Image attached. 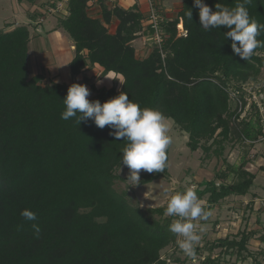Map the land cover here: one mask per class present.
I'll use <instances>...</instances> for the list:
<instances>
[{
	"label": "trees",
	"instance_id": "1",
	"mask_svg": "<svg viewBox=\"0 0 264 264\" xmlns=\"http://www.w3.org/2000/svg\"><path fill=\"white\" fill-rule=\"evenodd\" d=\"M182 1L177 16H166L161 24L162 46L148 44L150 52L143 58L134 42L151 32L144 30L147 13L138 5L125 8L99 0L93 13L89 0H68L67 15H58V26L74 43L73 76L98 65L104 76L123 77L122 84L115 80L109 89L84 78L79 84L95 92L90 101L104 103L126 92L141 108H157L173 120L189 136L193 152L202 149L220 159L226 142L235 139L246 148L239 165L224 159L225 170L215 180L198 184L197 196L208 195L212 208L228 197L248 195L254 185L255 176L246 168L253 160L247 147L264 136L261 114L254 107L251 118L240 120L229 91L260 83L264 48L248 61L241 59L233 53L231 38L225 40L227 28L204 30L193 0ZM204 2L215 11L216 4L234 7L236 0ZM246 7L264 23V0H251ZM190 9L192 21L185 16ZM180 23L187 36H179ZM30 41L26 25L0 30V264H167L162 253L178 246V237L169 231L177 217L166 216V206L134 205L126 191L116 190L118 181H126L118 175L126 142L92 120L78 125L75 118L61 119L70 85H43L44 75L32 74ZM166 176L168 164L164 172L140 175L139 185ZM25 209L35 212L37 220L26 221L21 215ZM32 223L41 229L39 238ZM256 233L243 230L215 240L205 247L209 255L200 264H221L223 255L237 254L241 264L257 259L248 250ZM216 248L222 253L214 258Z\"/></svg>",
	"mask_w": 264,
	"mask_h": 264
},
{
	"label": "clouds",
	"instance_id": "2",
	"mask_svg": "<svg viewBox=\"0 0 264 264\" xmlns=\"http://www.w3.org/2000/svg\"><path fill=\"white\" fill-rule=\"evenodd\" d=\"M198 9L199 23L204 30L227 28L225 40L231 38L233 53L241 59L250 60L258 48H264V23L250 16L246 7L251 0H236L235 6L215 5V11L204 0H193ZM192 21L191 9L185 13ZM238 42V43H237ZM101 83V81H97ZM121 83V82H120ZM122 84V83H121ZM90 89L79 83H73L63 99L65 110L61 119L67 121L75 118V123H87L92 120L101 129L105 126L114 131L109 134L117 140L123 138L125 147L121 163L129 169L127 180L129 186L141 183L140 172H164L167 167V151L172 144L167 118L157 108H141L138 102L130 100L126 92L101 103L90 101ZM21 215L26 221H36V213L25 209ZM166 216L177 217L170 225L169 231L175 234L179 249L187 256L195 255V246L201 240L197 220H207L211 212L197 196L193 187L177 192L170 197L165 209ZM34 235L39 238L41 229L38 223H32Z\"/></svg>",
	"mask_w": 264,
	"mask_h": 264
},
{
	"label": "rangeland",
	"instance_id": "3",
	"mask_svg": "<svg viewBox=\"0 0 264 264\" xmlns=\"http://www.w3.org/2000/svg\"><path fill=\"white\" fill-rule=\"evenodd\" d=\"M17 1L18 0H7L6 2L8 3L10 9H8L9 12L7 10L5 11V15L8 16L10 27L12 28L16 27L17 23L20 25L27 24L25 13L22 11L24 10L23 4H18ZM182 2V0H161L160 7H165L166 13L170 14L166 15L171 17V15H177L178 11L181 10ZM15 4H17L16 7H19V11L16 10ZM42 5L45 7L46 3H43ZM96 8V4L91 7L93 13L96 12ZM46 10L47 8L45 9V11ZM59 14L60 13L57 12L55 14L51 13L50 16L58 17ZM109 28L111 32H115L116 25L112 24ZM0 30L7 31L5 30V28H0ZM134 45L138 46V57L143 58L150 52V49H148L149 47L147 46L148 44L145 45V42L142 41L141 38H138V40L134 42ZM145 47L147 48V51L146 49H144ZM47 66H49L48 70L52 71V73L50 72L51 74H56L58 72L59 65L58 67L52 65ZM36 67L37 66H35V68ZM38 69L39 68L37 67L36 70L38 71ZM95 77L98 76H94L92 81L95 82V85L97 87H100L101 83L98 84L96 81V79L98 78ZM260 78L264 79V68L262 69ZM98 80H100V78ZM251 82L255 85H258V82ZM42 84L45 85L48 83L43 82ZM90 95L94 96L95 92L90 91ZM252 116L253 114H251L247 118H251ZM166 122L169 126V135L172 138V144L167 151L168 176L159 178L154 182L143 186H140L139 184L136 186H129L128 181H118L115 185V188L118 192L126 191L130 201L134 205H139L144 209L167 206L168 200L175 193L183 192L187 188L193 186L194 190H197L198 184L215 180L217 172L221 171L222 169L225 170L224 159L230 164L239 165L243 158L244 153L242 146H240L238 141L234 142L236 139L226 142L224 154L220 159L216 156H212V152L208 156L202 149L193 152L188 147L189 136L186 133L180 131L175 126L173 120L167 119ZM249 152V155L252 158L256 154L253 149H249ZM255 161L258 160L256 159ZM252 164L256 167V164ZM247 170L253 171V168L249 167V169ZM260 170L263 171V169ZM147 173L148 172L141 170L140 175ZM118 175L120 177L126 178L127 180L129 169L126 166H123L118 170ZM257 182L258 183H255H260L259 178ZM262 184H264V182H262ZM203 189L204 188H201V190ZM249 195V197L246 196L244 202H249L251 200L252 192H250ZM253 195L256 197L255 194ZM207 199L208 195H206L202 199V201L204 202V206L206 207L208 206ZM241 199L242 198L239 197H235V199L234 197H230L229 199H227V201L229 202L224 204L225 207L222 209L221 213H218V211L215 212V209L213 210L214 212L212 213V220L209 222L205 220L195 221V223L198 225V231L201 236V240L195 246V249L201 248L200 252L198 251V254L195 253L194 256H187L181 249H179L178 246L169 247L162 253L163 259L167 261V264H200V261L203 260L205 256L209 255V251L205 249L208 244L212 242L214 243L215 240H218L219 238H231L232 236L243 230L257 231L256 235L252 237V239L248 243L249 252L257 255V259L253 257L249 258L244 262V264H256L258 260L264 264V242L261 241V237L264 236V211L261 212L260 218H257L256 211H254L253 208H250V206L246 208L243 205V201H241ZM209 209L212 208L209 206ZM257 219H259V222ZM221 253L222 249L216 248L213 251V257H218L221 255ZM177 260H180V262L182 263H178ZM241 263L242 262L238 259L237 254L233 256H222L221 264Z\"/></svg>",
	"mask_w": 264,
	"mask_h": 264
},
{
	"label": "crops",
	"instance_id": "4",
	"mask_svg": "<svg viewBox=\"0 0 264 264\" xmlns=\"http://www.w3.org/2000/svg\"><path fill=\"white\" fill-rule=\"evenodd\" d=\"M6 2L7 0H0V28L1 29L5 28V30L10 31L13 28L10 27L9 18L8 16L5 15V11L6 10L8 11V9H10L8 3ZM17 2L18 4H23L24 10L22 11L25 13L27 19V24L24 25L29 27L31 33V41L29 44V64L31 65L33 75H39V74L44 75L43 82L66 83L68 85H71L73 83H81L84 80V78H88L92 84H95V82H93L92 80L93 77L97 75L98 77L95 78L98 79L100 78V80L96 79V81H101L100 87H97L95 85L98 89L100 88L109 89L114 86L116 81H118V84L123 83V77L120 75L109 73L104 76L103 74L104 70L98 65L86 69L79 76L72 75L70 64L75 55V47L73 45V42L68 37L67 33L63 29L59 28L58 17H54V16L52 17L50 16L49 13H47V10L45 11L46 8L47 9L51 8L50 5L52 3L57 5L59 2H61V0H34V1L18 0ZM43 3H46L45 7L42 5ZM16 5L17 4H15V7ZM119 5L125 8H130L134 5H138L144 14H146L148 8L145 0H119ZM66 6H67V2H63V10L61 12H63L64 16L67 15V11L65 10ZM16 10L19 11V7H16ZM163 10L166 13L165 7L163 8ZM166 14L170 15L169 13ZM176 16L177 15L175 16L171 15V17H176ZM37 25L39 26L36 27ZM17 26H21V25L17 23L16 27ZM144 35L139 37L142 39V41H144L145 39ZM135 47L138 54V46L136 45ZM144 49H146L147 51L146 47ZM47 65H52L57 67L59 65L58 72L56 74L55 73L51 74L52 71L48 70L49 66ZM35 66L39 68L38 71L36 70L37 67L35 68ZM91 73L93 76L91 75ZM259 80L261 84L258 85H260L264 89V79L259 78ZM242 149L244 151L246 150V148L244 147H242ZM247 149L248 151L249 149H253L254 152L256 153L253 158L249 155L250 156L249 158L253 160H251L246 167L247 169H249V167H252L253 171L249 170V172H251L255 176L254 185L250 191L252 192L251 200L249 202H244V199L250 193L246 196H231V197H234V199L235 197L242 198L241 201H243V205L246 208L248 206H250V208H253V210L256 211L257 218H260L261 212L264 211V184H262V182H264V141H256L255 143H253V145H251L250 148L247 147ZM256 159L258 161H255ZM252 163L256 164V167ZM260 169H263V171H261ZM258 178L260 180V183L256 184L258 183L257 182ZM253 194H255L256 197ZM229 198L230 197L223 200L219 205L212 207V209H209L208 204L207 207L205 206V209L211 212V216L206 220L207 222L212 220V213L214 212L213 211L214 209L215 212L216 211H218V213L222 212V209L225 207L224 204L229 202L227 201V199ZM257 220L259 222V219Z\"/></svg>",
	"mask_w": 264,
	"mask_h": 264
},
{
	"label": "built area",
	"instance_id": "5",
	"mask_svg": "<svg viewBox=\"0 0 264 264\" xmlns=\"http://www.w3.org/2000/svg\"><path fill=\"white\" fill-rule=\"evenodd\" d=\"M161 0H145L147 3V16L144 23L146 31L150 28L151 34L145 37L144 42L146 44H154L156 46L161 47L164 42V34L162 32L161 24L166 20V13L164 12L163 8L160 7ZM63 2H68V0H61L57 4L56 8H51L50 12L55 14L62 13L63 10ZM99 0H89L90 8L93 5H97ZM107 2L111 5H119V0H107ZM165 14H162L161 12ZM179 36H187V31L184 29L182 23L178 24L177 26ZM153 31V32H152ZM231 99L235 103V110L239 119H246L252 114L253 108H257L259 113L261 114L263 130H264V91L262 87L259 85H255L254 83H245L242 86L241 90H231L229 91ZM244 97V100L243 98ZM260 141H264V136L260 138ZM247 144H251L252 141L246 140Z\"/></svg>",
	"mask_w": 264,
	"mask_h": 264
}]
</instances>
